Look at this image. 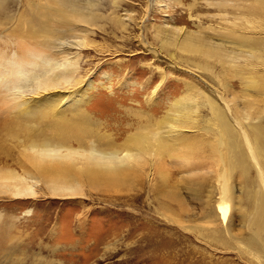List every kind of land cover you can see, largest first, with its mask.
Returning <instances> with one entry per match:
<instances>
[{
	"label": "rangeland",
	"instance_id": "374dc122",
	"mask_svg": "<svg viewBox=\"0 0 264 264\" xmlns=\"http://www.w3.org/2000/svg\"><path fill=\"white\" fill-rule=\"evenodd\" d=\"M27 1H10L11 21L5 19L7 11L0 15V264H264V258L257 259L245 245L253 217L241 200L246 199L245 177L238 168L231 172L229 184L235 197L224 220L217 208L221 200L218 174L224 164L207 145L204 153L194 154L185 147L178 156L174 149L162 151L159 142L131 135L135 137L132 148L138 153L120 165V176L87 160L84 152L57 158L27 147L45 134L62 133L56 129L64 127L73 148L84 150L94 140L102 149L109 141L120 144L148 115L163 117L187 85L215 98L225 94L240 108L245 125L257 110H262L264 121V94L247 99L243 92L245 87L260 91L244 81L246 75L256 74V80L264 76L259 77L256 65L251 72L247 68L241 72L238 65L227 67L230 70L223 76L215 53L192 44L199 38L183 45L163 44L156 36L157 26L165 30L162 37L172 31L182 35L189 29L198 31L203 41L215 33L210 27L227 25L219 17L224 7L210 5L209 0H99L103 14L94 25L95 32L88 44L73 50L79 52L73 57L79 59L77 72L58 86L41 84L33 91L31 81L11 83L8 88L9 74L4 70H9L5 60L56 56L42 38L27 35L32 19ZM113 14L127 25L116 24ZM245 15H239L243 16L241 31L264 39V15ZM239 60L247 61L243 56ZM199 62L212 63L215 69L210 72L220 71V79ZM65 95L68 100L62 99ZM252 98L256 101L251 106ZM77 99L85 102L73 106ZM202 101L196 98L200 109L194 116L210 125L214 119H209L210 109ZM83 112L89 116L87 124L80 118ZM143 140L146 150L142 153L138 149ZM183 155L192 161H184ZM249 175L255 180L254 167ZM23 182L33 188L29 196L13 192ZM53 183L77 187L63 195L50 189Z\"/></svg>",
	"mask_w": 264,
	"mask_h": 264
},
{
	"label": "bare ground",
	"instance_id": "6f19581e",
	"mask_svg": "<svg viewBox=\"0 0 264 264\" xmlns=\"http://www.w3.org/2000/svg\"><path fill=\"white\" fill-rule=\"evenodd\" d=\"M10 1L19 4L23 0H0V15L4 16L1 12L7 11V14H5V19L9 21L14 18L13 13H11V6H9ZM100 1L28 0V6L30 11H32V19L29 21V32H27V35L30 37L35 36V38H42L44 45L51 51L55 52L56 56L52 57L49 54H39L38 56H35L39 57L37 59L39 61L30 60L27 62L5 60L4 65H8L9 70L6 68H4V70L5 73L9 74L10 78H8L7 87L10 88L9 85L11 83L20 84L31 81L33 86L32 90L34 91L35 88L41 84L58 86L60 82L69 81L78 70L77 63L75 61H78L79 59L75 60L73 57L78 55L79 52L73 51L74 48L81 47L89 43V35L95 32L94 25L96 24L97 20L102 17L103 13H101L100 8H98ZM209 3L213 6L215 5L217 7H224V10L219 12L220 16H218L221 17L220 20L227 24L226 26L210 27L215 33L209 35L203 41H200L202 39L197 36L196 33H198V31L189 29H185L184 32H182V35L178 34L176 31H172V33H168L169 35L167 37H162V34H165V30L160 28V26H157V38H161V42L163 44L173 42L175 44L184 43L183 45H187V42L190 43L196 38H199L198 42H194L192 44L199 43L215 53L217 61L222 65V69L220 68V71H222L223 76H225V71H227L228 68L233 69L234 66L237 65L240 67H237L240 70L241 68H247L249 72L253 71L252 67L256 65L255 69L259 74V77L260 75L263 76L264 39L244 34L241 31L243 26L241 27L239 21L246 14V12L264 15V0H245L244 2H237V0H209ZM240 13L243 14L242 17H239ZM244 17H246V15ZM113 21L119 25H127L125 21H120L117 19L114 14ZM246 28L244 30H247ZM174 29L176 28H173V30ZM156 51L157 50L155 49L154 52ZM242 56L247 59L245 64L241 60L238 61V59H240ZM198 64L201 63L199 62ZM200 66L209 72L215 69V66L212 63H202ZM40 67L42 68L40 69ZM245 69L243 71H245ZM220 71L216 73L215 71L213 72L216 74L218 79H220ZM213 73L210 72V74ZM214 76L215 75H213V77ZM255 76L253 77L256 78ZM251 77L252 75H246V78L244 79L245 83L248 85L250 83H252V85L254 84L253 87L255 89L258 87L260 91L252 92L250 91L251 87H245L243 91L244 96L247 97V99L252 95L253 97H256L258 96L257 94H262L263 96L264 76L260 77L259 80L253 79V77ZM218 79L216 80L218 81ZM222 81L218 83H223ZM91 85L92 82H89L88 87ZM225 85L222 86L228 88L227 86H229V84L226 86ZM232 87H234V84ZM199 97H202L203 99L201 105L205 103L210 109L211 117L209 119H214V122H211L210 125L208 123L202 124L201 121H198L197 117L199 116H194V112L198 106L196 98ZM259 97L256 99L258 100ZM62 99L68 100L69 96L65 95L62 97ZM227 99L228 97H226L225 94L215 98L210 93H203V91H200L196 87L194 88L192 85H187L186 92L172 100V105L169 107L163 117L154 118L152 115H148L145 123L139 124L137 126L138 130L135 133L128 134L125 142H121L120 144H118L116 141L107 142L106 139L105 142H107V147L106 149H102L101 146L103 145L96 143L92 138L94 141L89 142L84 150L73 148L71 143L69 144L70 136L66 134L67 131L63 126L64 128H60V130L56 129L60 132L62 131V133H58L55 136H49L45 134L40 139L38 138L31 140L29 143H27V147L28 149L36 150L38 152L44 153L45 155L52 154L53 156L54 153L57 155V158L58 156L59 158L62 156L64 157L73 151L84 152L87 153V160L92 162L94 161V163L98 165H104L106 168H109L110 172L112 171L111 174L114 176H120L121 171H123V168L120 165L122 164L123 166V163H127L129 158L132 156L134 157L135 154L138 153L135 150L136 148H132L134 142L133 139H135V137H139L141 139H146L147 137L149 140L159 142L160 148L163 149L162 151L168 150L170 152V150L174 149L176 150L178 156L185 147L191 148L194 154L201 151L204 153V147L207 145V147L211 149V152L217 154L218 156L220 154L221 161L224 164L220 169V173L218 174L219 180L221 182V200L219 202L217 201L219 203L217 205L219 213L224 220L228 216L231 200H233L235 197V193L231 184H229V180L231 178L232 170L238 168L245 177V185H243L244 189L242 192L246 199L241 200L243 201V205H245V207L250 210L251 214L253 213V217L251 219L249 218L251 233L249 236H247V238L245 237L246 239L244 240L247 243L245 245H247V247L249 246L248 248H250V250L255 253L257 257L262 256V258H264V121L262 117H260L262 110H257L254 116L251 114L252 119H250L248 125H245L241 119L240 108L237 107L235 101L234 104H232V102L228 101ZM252 99V101L248 100V105H255L254 103L256 100H254V98ZM45 100H49V98H46ZM25 101L28 100L23 99V102ZM80 102L84 103L85 100L77 99L74 103H72V105L76 106ZM195 103L197 105H195ZM244 107L245 106L242 108L245 109ZM199 109L200 107L197 108V110ZM65 111L66 109L60 110V112L63 114ZM80 118L87 124V119L89 116L86 115L85 112L81 113ZM255 119H258V121L255 122ZM90 123H92V121ZM208 130H212L213 134L212 136L210 135L211 137L208 136L209 139H206L205 136L207 135L206 132ZM131 135L136 136L129 137ZM190 140H193L192 145L189 144ZM143 142L144 140L140 141V148L138 149V151L142 153L146 150L143 146ZM224 149L226 150L225 154H223ZM61 151H65L67 154H62L60 153ZM182 154L184 153L182 152ZM182 157L185 158L184 161H192L190 158H188L189 156L183 155ZM182 157H180V159ZM124 160L126 161L124 162ZM251 167H254L256 171L257 176L255 177V180L250 179L249 174ZM102 177L107 176H100V178ZM255 182L256 184H254ZM59 183H53L50 189H52V191L55 193L58 192L59 194L63 195H69L68 193H72L73 189L77 187L74 185H60ZM13 192L20 196L22 194L32 193L33 188L31 184L28 185L27 182H23L20 184V186H16ZM27 196H29V194ZM235 204L236 203H234V205ZM255 254L254 257L256 256ZM257 259H260V257ZM260 261H262V259Z\"/></svg>",
	"mask_w": 264,
	"mask_h": 264
}]
</instances>
